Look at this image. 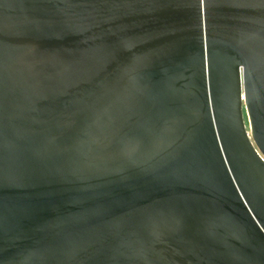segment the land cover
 I'll return each mask as SVG.
<instances>
[{
    "label": "water",
    "instance_id": "obj_1",
    "mask_svg": "<svg viewBox=\"0 0 264 264\" xmlns=\"http://www.w3.org/2000/svg\"><path fill=\"white\" fill-rule=\"evenodd\" d=\"M0 264H264V0H0Z\"/></svg>",
    "mask_w": 264,
    "mask_h": 264
},
{
    "label": "rangeland",
    "instance_id": "obj_2",
    "mask_svg": "<svg viewBox=\"0 0 264 264\" xmlns=\"http://www.w3.org/2000/svg\"><path fill=\"white\" fill-rule=\"evenodd\" d=\"M243 121H244L245 128L247 129V123H246V118H245L244 114H243Z\"/></svg>",
    "mask_w": 264,
    "mask_h": 264
}]
</instances>
